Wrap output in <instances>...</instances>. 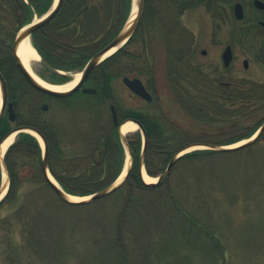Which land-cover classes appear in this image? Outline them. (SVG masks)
I'll return each instance as SVG.
<instances>
[{
    "label": "rangeland",
    "instance_id": "rangeland-1",
    "mask_svg": "<svg viewBox=\"0 0 264 264\" xmlns=\"http://www.w3.org/2000/svg\"><path fill=\"white\" fill-rule=\"evenodd\" d=\"M171 2L175 7L181 6L178 0ZM236 2L243 5L242 21L233 16ZM191 5L180 15L175 14V19L170 16L169 21L177 23V30L172 31L173 40L183 44V52L177 53L181 52L192 68L203 67L206 96L220 92L217 85L221 79L233 84L246 81L254 91L264 87V29L257 24L264 20V13L253 7L252 0H228L220 5L226 11L224 17L220 12V17L212 15L194 1ZM135 12L136 4L131 0L129 20ZM226 46L231 47L234 59L224 68L221 54ZM125 50L128 53L123 58L128 68L115 71L111 82L117 107L121 111L154 114L178 132L181 144L198 143L182 155L207 149L209 145L204 143L214 145L244 132L215 122L213 108L217 105L209 107L205 120L196 119L195 112L193 116L181 107L177 87H184L167 75L170 59L152 21L138 30ZM245 60L247 67H243ZM146 65L153 74L151 83L137 69L143 70ZM34 71L41 80L58 85L70 81L75 74L67 73L70 77L66 82L57 80L43 70L40 61L34 65ZM219 72H224V76ZM137 76L147 86H153L149 89L152 102L135 97L123 87L122 77ZM44 103L50 104L42 101L40 105ZM110 104L106 101L103 106L107 116ZM69 110L59 108L71 116ZM262 123L253 117L248 127ZM137 132L119 139L123 149L120 169L130 151L127 138ZM128 159L132 164V158ZM168 163L149 159L150 175L145 167L143 172L155 178L165 173ZM48 175L51 176L49 171ZM18 181L12 206L0 208V223L13 206L25 210L29 223L21 226L24 229L18 225L0 228V264H264V133L237 153L216 152L176 161L156 190L118 188L80 208L61 204L46 185L32 184L28 178H22V173ZM38 214L49 216L45 221Z\"/></svg>",
    "mask_w": 264,
    "mask_h": 264
},
{
    "label": "trees",
    "instance_id": "trees-1",
    "mask_svg": "<svg viewBox=\"0 0 264 264\" xmlns=\"http://www.w3.org/2000/svg\"><path fill=\"white\" fill-rule=\"evenodd\" d=\"M53 1L0 0V74L6 82L9 99L15 105V122L11 124L6 117L0 121V142L12 128L17 126L36 130L46 142L48 169L62 189L73 196H88L111 184L121 170L123 149L116 131L111 128L108 116L103 112L104 100L96 95H77L67 99L45 95L28 85L18 72L11 55L12 41L18 30L29 23L34 16L46 13ZM171 1L143 0L139 29L145 28L151 21L159 29L166 45V56L170 59L169 64H166L167 75L169 78H176L181 87H184L183 90L177 87L179 92L177 96H180L178 97L179 104L190 111L193 116L195 112V118L198 120H205L208 117L209 107L217 105V108L215 106L213 108L216 110L215 122L229 126L230 129L239 128L244 131L214 145L209 142L204 144L222 146L249 138L258 128L248 127L252 124V118L264 121V87H259L254 91L253 86L246 81L230 86L219 83L217 87L220 92L208 98L205 94L207 90L204 88L207 80L203 67L197 65L192 68L190 64L185 63L181 52L177 53V50L183 49V44H177L173 40L171 29L177 23L172 24L169 21L170 16L175 19V14L180 15L181 12L190 8L192 1L197 5H204L212 15L219 16L220 12V15L224 17L226 11L220 8V5L228 0H178L181 5L179 7L177 5L175 7ZM170 3L174 7L170 8ZM130 5L131 0H63L56 17L32 35V43L42 59L43 70L50 77L60 81L66 78L55 74L53 70L65 72L80 70L88 59L123 26L129 14ZM121 57L122 50L103 65L116 63ZM140 72L144 78L152 82L153 74L148 65ZM103 73L108 74L106 69H103ZM137 74L140 76V73ZM148 86L149 89L153 88L149 83ZM191 89L192 94L190 95L189 90ZM42 101L50 102L49 112L41 111ZM63 102L66 105L63 106ZM226 106H229V109H225ZM60 107L69 108L71 116L59 111ZM127 116L140 123L145 130L144 166L148 173L149 159L168 162L179 151L198 144H181V136L178 132L169 128L161 118L154 114L130 111ZM129 146L133 165L119 190L124 187L135 190H156L167 177H162L159 184L155 186L145 185L139 176L140 141L137 140ZM241 150L243 149L224 153L233 154ZM205 154L213 155L216 152L197 150L183 155L178 161ZM3 165L8 175L9 187L0 202V208L12 206L15 199V184H19L21 173L22 178H28L32 184L46 185L51 189L42 174L39 145L30 135L25 133L17 135L14 143L5 153ZM58 200L61 204L71 208L91 204H69L60 198ZM13 207L7 215L2 216L1 229L16 225L24 229L21 226L29 223L25 210H17ZM48 216L38 214V217L45 218V221ZM38 231L40 232L39 228Z\"/></svg>",
    "mask_w": 264,
    "mask_h": 264
},
{
    "label": "water",
    "instance_id": "water-1",
    "mask_svg": "<svg viewBox=\"0 0 264 264\" xmlns=\"http://www.w3.org/2000/svg\"><path fill=\"white\" fill-rule=\"evenodd\" d=\"M135 4H136V12L133 16V18L131 20L128 19V21L126 22L125 26L121 29V31L118 32V34L104 47L102 48L100 51H98L96 54H94L86 63L85 67L83 68V70L80 73V79L77 82V84L71 88L68 91L65 92H58V91H53L50 90L42 85H40L36 79H34V77L28 73V71L25 69V67L23 66L22 62L20 61V58L17 55V48L19 43L30 37L33 32H35L36 30H38L39 28L43 27L44 25H46L47 23H49L59 12V10L61 9L63 0H56L54 6L52 7V9L45 14L38 22L29 24L28 26L24 27L23 29H21L17 35L15 36L13 43H12V48H11V53L15 62V66L18 70V72L23 76V78L27 81V83L33 87L34 89L53 96V97H58V98H66L71 96L72 94H74L75 92H77L81 86L83 85L86 77L88 76V74L96 67L98 66L100 63H102L105 59L109 58L111 55H113L114 53H116L119 49H121L132 37V35L135 33L138 23L140 21L141 18V14H142V8H143V0H134ZM253 5L261 10H264V2L260 1V0H254ZM233 12H234V17L236 20H242L243 19V10H242V6L239 3H236L233 7ZM262 26H264V22L260 23ZM114 50L113 53H111L110 55L106 54L111 51ZM222 60L225 66H228L230 60H231V50H230V46H227L225 48V50L223 51L222 54ZM244 67L247 66V61L243 62ZM123 83L130 89V91H132L135 95H137L138 97H141L147 101L151 100L150 95L146 92L144 86L142 85L141 81L134 78V79H129V78H123ZM83 93L87 94V93H94L95 90L94 89H83L82 90ZM0 121L3 118L4 114L6 113L9 120L10 121H14V114H13V110H12V104L8 103V93H7V87H6V82L3 79L2 75L0 74ZM47 106L44 105L42 107V110H46ZM111 110L114 111V108L111 107ZM138 125V124H137ZM138 127L141 129L142 134L144 136V132L142 130V128L138 125ZM17 132H33L34 134H36L42 141L43 144V155H42V172L44 175L45 180L47 181L48 185L50 186V188L52 189V191L64 202L69 203V204H89L95 200L101 199L105 196H107L108 194H110L111 192H113L114 190H116L125 180V178L127 177L129 171H130V165L127 167L124 176L119 179H116L113 183H111L109 186L93 193L92 195L88 196L86 200L83 201H72L70 199V196L68 194H66L60 186H58L56 183L52 182L49 178L48 172H47V165H46V144L44 139L42 138V136L40 134H38L36 131H34L33 129L30 128H25V127H20V128H15L13 130H11L1 141V143L11 134L13 133H17ZM120 132V129H119ZM264 132V122L262 123V125L259 127V129L255 132L254 135H252L249 139L243 140L242 144L235 146V147H230V146H221V147H216V146H208V150H212L215 152H229V151H236L239 149H243L245 147H248L250 145H252L255 141L258 140V138L260 137V135ZM121 135V134H120ZM0 143V146H1ZM144 148H145V136H144V144H143V149L142 152H144ZM188 148H185L184 150H181L177 155H175L171 161L169 162L167 169L165 171V173L161 176H159L157 178L156 183H152V184H146L145 185H149V186H155L157 184H159L161 178L163 176H167L169 174V171L171 169V167L173 166V164L178 160V158L182 155V152L185 151ZM130 155V154H129ZM3 156L4 153L2 154L0 151V163H1V167L3 169L4 174L6 175L5 172V168L3 166ZM142 171V169H141ZM7 178V177H6ZM5 180V179H4ZM143 181V180H142ZM7 186H8V181H2L1 186H0V201L3 199V197L6 194L7 191Z\"/></svg>",
    "mask_w": 264,
    "mask_h": 264
},
{
    "label": "flooded vegetation",
    "instance_id": "flooded-vegetation-1",
    "mask_svg": "<svg viewBox=\"0 0 264 264\" xmlns=\"http://www.w3.org/2000/svg\"><path fill=\"white\" fill-rule=\"evenodd\" d=\"M254 1V0H252ZM264 2V0H261ZM261 12L264 13V10H262ZM264 21V20H263ZM261 21H257V24L258 26L261 28V29H264V26H261L259 23ZM174 30V33L175 31L177 30V26L175 27H172L171 31ZM170 39V37H169ZM169 41V40H168ZM130 44V43H129ZM128 44V45H129ZM171 45V43H170ZM127 46H125L123 49H122V57L120 59V61H117L116 63H110L108 64L107 66H104V65H100L98 67H96L95 69H93L87 76V78L85 79L82 87L80 88V90H78L75 95H80L81 92V89L82 88H94L96 89V95L101 98L102 100H109L110 101V105L114 107V111H115V115H113L111 112L108 116L110 122H111V128L112 130H115L117 128L118 125H120L123 121H125L126 119H128V113L130 110L128 111H121V109H119L117 106V103L116 101H114V95H113V89H112V86H111V82H112V77L115 73V71L119 70V71H126L128 66H127V60L125 58H123L124 54L128 53L127 50H125ZM233 53H232V50H231V60H230V63L228 65V67L232 64L233 62ZM227 68V67H226ZM103 69H106V71L108 72V74H104L103 73ZM138 70H142V68L140 69L139 67L137 68ZM220 71V69H219ZM224 72H219V75L220 76H224L223 74ZM223 81L222 79L220 80V82ZM142 82L144 83V81L142 80ZM219 82V83H220ZM226 84L228 86H230L231 82H221L220 84ZM147 91L149 92V88L146 84H144ZM123 87L126 89L127 91V88L123 85ZM103 88H105V90H103ZM150 93V92H149ZM136 97V96H135ZM152 100H153V97H152ZM151 100V102H152ZM14 108H15V105H14ZM128 140V144H134L137 142V140H139V137L138 135H133L132 137H129L127 138Z\"/></svg>",
    "mask_w": 264,
    "mask_h": 264
},
{
    "label": "bare ground",
    "instance_id": "bare-ground-1",
    "mask_svg": "<svg viewBox=\"0 0 264 264\" xmlns=\"http://www.w3.org/2000/svg\"><path fill=\"white\" fill-rule=\"evenodd\" d=\"M113 51H114L113 49L111 51H109L106 54V56L113 53ZM17 55L20 58V61L22 62L25 69L28 71V73H30L40 85H42V86H44L50 90L58 91V92L68 91L71 88H73L74 85L79 80L80 74H75L70 81H68L64 84H61V85H52V84L46 83V82L42 81L41 79H39L34 73V65L39 62L40 56L36 52V50L33 48V46L31 45L29 39H24L19 43L18 48H17ZM137 128H138V126L135 123H133L131 121H125L120 126V134L122 136H125V135L131 134V133H135L137 131ZM30 133H32V132H30ZM32 134L35 135L34 133H32ZM14 135H15L14 133L11 134L1 143L0 151L2 154L5 152V150L12 143ZM36 137H37L38 142L42 146L43 144H42L41 139L38 136H36ZM242 143L243 142H239V143L234 144L230 147H235V146H238ZM128 165H129V159L127 156V158L125 159V162H124V168L122 170V173H121L119 179H121L124 176L126 168L128 167ZM141 175H142L143 182L146 184H152V183L156 182V178L148 176L146 173L143 172V170H142ZM5 177H6V175L4 174L3 178H5ZM49 178L52 182H54L53 178L50 175H49ZM70 199L72 201H83V200H86L88 198H86V197L85 198L70 197Z\"/></svg>",
    "mask_w": 264,
    "mask_h": 264
}]
</instances>
